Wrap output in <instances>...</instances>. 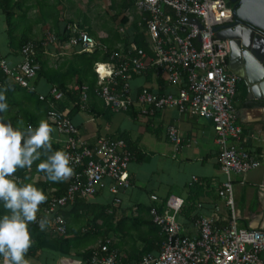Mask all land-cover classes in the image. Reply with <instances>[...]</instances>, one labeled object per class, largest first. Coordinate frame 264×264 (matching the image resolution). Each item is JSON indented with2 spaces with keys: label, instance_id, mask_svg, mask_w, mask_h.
<instances>
[{
  "label": "built area",
  "instance_id": "1",
  "mask_svg": "<svg viewBox=\"0 0 264 264\" xmlns=\"http://www.w3.org/2000/svg\"><path fill=\"white\" fill-rule=\"evenodd\" d=\"M136 10L141 15L139 25L146 32L147 49L131 41L119 44L112 61L96 62L94 72L98 79L97 96L104 107L113 112H137L148 115L166 108L179 113H191L208 118L213 123L215 142L218 146V163L226 179L218 190L231 213L230 224L217 228L214 219L199 216L195 221L197 235L188 236L177 221L184 206V199L169 195L160 200L152 195L154 204L149 207L152 222L160 227L163 235L157 254H145L137 261H122L109 241L99 243L89 257V264H264V226L239 228L236 224L234 184L231 174L244 175L259 166L258 158L230 140L239 141L242 129L236 124L232 100L236 95L241 76L229 68L227 59L230 40L217 35L212 26L230 24L233 19L229 0H136ZM68 34L66 45L75 52H108V46L99 42L88 31L78 26H65ZM122 30V28L120 29ZM60 43L59 37L48 32L41 40L43 47ZM37 47L25 43L20 49V62L10 65L0 54V70L8 80L20 87L36 91L40 65L35 61ZM115 59L118 62H115ZM148 69L164 74L166 84L173 88L158 92L147 86L134 91L130 80ZM78 89V87H77ZM81 109L89 103L88 88L81 89ZM63 92L51 86L49 95L39 93L41 100L58 101ZM46 118L53 131L51 144L60 143L69 154L73 174L61 196L52 195L47 205L37 212V221L46 218L43 229L58 235L67 232L63 214L77 197L93 196L108 178V189L113 195L112 204L119 205L120 187L127 188L128 166L132 151L124 139L101 136L89 143L67 113L50 105ZM32 125V124H28ZM27 125V126H28ZM34 126V125H32ZM167 137L175 146L181 143L178 129L167 127ZM13 177L19 182L20 176ZM192 179L196 181V177ZM264 191V183L258 185ZM41 229V228H40ZM61 264H84L82 260L62 258ZM4 264V262L2 263Z\"/></svg>",
  "mask_w": 264,
  "mask_h": 264
},
{
  "label": "crops",
  "instance_id": "2",
  "mask_svg": "<svg viewBox=\"0 0 264 264\" xmlns=\"http://www.w3.org/2000/svg\"><path fill=\"white\" fill-rule=\"evenodd\" d=\"M17 4L11 26L12 35L16 41L29 39L39 41L50 32L61 33L65 25L98 26L94 15L95 0H14ZM107 7L104 10L103 25L109 23L120 25L114 17V11L109 10L110 2L102 0ZM101 19V18H100ZM131 19L128 24L120 25L124 32L130 30ZM109 29H101L95 37H108ZM94 34V33H93ZM19 45L11 48L6 16L0 10V54L10 65L20 62ZM76 54L75 48L66 43H53L45 47V56L51 66H55L64 58ZM38 95H49L51 85L45 78L33 81ZM134 91L147 86L158 92L173 90L166 84L164 74L152 73L134 75L131 80ZM72 90L77 85H69ZM64 98V97H63ZM58 100L57 102H59ZM232 105L236 113V124L242 129L239 141L232 139L230 143L253 153L259 160V166L244 175L232 173L234 184V201L236 206V224L239 228L264 226V191L258 185L264 183V96L259 97L249 92L246 83L241 80ZM69 102L63 110L70 116L78 127L80 136L89 143L97 137L129 135L133 147V158L128 166L129 186L120 187L119 205L112 204L113 195L108 187L112 180L106 179L104 184L93 195L85 200L91 205L105 208V221L96 220L103 236L92 244L96 247L104 237L110 241L122 261L139 260L145 254H157L161 249L162 235L157 228L149 223L148 207L154 202L152 195L164 200L169 195H176L184 199V206L177 216L183 233L195 236L198 230L195 221L199 216L214 219L217 228L229 226L231 213L218 190L226 179L225 173L218 163V146L215 142V132L210 119L191 113H179L176 109L166 108L154 111L148 115L137 112L110 113L97 96H89L86 110L72 109ZM31 111L34 108H30ZM44 120L45 117H43ZM176 126L181 137V143L175 146L167 137V127ZM196 177V181L192 177ZM44 179L36 175L35 180ZM85 218L78 220L68 218V228L74 233L85 224ZM109 220V221H108ZM103 238V239H104ZM162 239V240H161ZM82 242L70 251L62 254L44 249L35 256L26 257L29 264H61L62 258L82 260ZM4 262L0 257V264Z\"/></svg>",
  "mask_w": 264,
  "mask_h": 264
},
{
  "label": "trees",
  "instance_id": "3",
  "mask_svg": "<svg viewBox=\"0 0 264 264\" xmlns=\"http://www.w3.org/2000/svg\"><path fill=\"white\" fill-rule=\"evenodd\" d=\"M135 2L136 0H121L118 8L119 14L125 15L124 13L132 6L135 7ZM17 7L18 6L14 0H0V10L6 16V21L8 24V34L11 48L17 44V46L19 45L18 50L20 52L21 47L25 43L34 42L37 47L35 61L40 65V70L37 77L45 78L51 86L63 92L64 98H62L59 102L52 99L49 101L46 99L41 100L36 92L10 82L7 76L0 70V90L4 91L8 103V109L0 115H2L5 120L10 121L14 127L26 128L28 124L35 126L40 120L43 119V117H45L47 120L46 114L51 104H53L57 109L63 111L67 107V104L72 102L74 105L72 109H81L82 102L80 99V89L83 86L88 88L89 96L96 98L99 84L97 76L94 72V64L96 62L114 60L111 56L114 52H118L117 48L119 44L127 45L129 42L134 41L139 47L147 49V42L145 41L146 32L139 25V22L141 21L140 18L139 20L132 22V28L130 30H125L123 33L117 30L114 32L111 31L112 33H109L108 37L94 36L99 42H102L108 46V52L96 50L93 53H76L70 57L64 58L55 66H51L49 64V60L45 56V47L41 45V40L32 41L29 39H23L17 42L15 37L12 35L14 27L11 26V21L14 17ZM114 17L116 19L118 16L115 14ZM121 21L124 25H126L128 19L126 16H123ZM68 25L70 24L65 26ZM78 27L88 31L93 36L91 26L88 24L86 26L80 25ZM57 36L59 37L61 43H65L68 40V34L65 27L61 33H58ZM115 62H118V60L115 59ZM152 73L160 74V72H156L153 69H148L142 74L150 76ZM72 83H75L78 86V89L72 90L69 87V85ZM30 108H34V110L31 111ZM71 111H69L67 114L69 118H71ZM109 112L114 113L111 110H109ZM113 138L124 139L128 148L133 152V147L128 134L123 133L119 136H114ZM52 149H62V146L60 143H53ZM44 159H46V156L42 155L41 160ZM39 163L40 161L34 162L31 168H18L16 174L20 176V182L35 184L44 191L47 199L39 206V210H41L47 205L52 195L61 196L64 194L70 183V176L60 181H52L47 177L44 171L38 168ZM36 175H41L44 177V179L35 180ZM85 199L86 198L84 197H77L74 204L63 211V214L67 220V232L64 235L55 234L51 230L48 231L46 229H40L30 223L29 230L31 233L32 243L25 256H35L39 251L44 249H50L62 254H69L75 245L78 244V241H81V247L83 249L81 252L82 261L84 264H89V257L91 256L92 251L95 249L91 245L94 244L99 237L103 236V232H101L100 228L97 226L96 220L101 218L103 221H105V208L91 205L87 203ZM149 208L150 207H148V215L150 216ZM6 211L7 210L4 209L2 205H0V213H4ZM72 216L77 220L80 217L87 219L85 220L86 222L84 226L75 230L74 233L68 228V218ZM149 223L156 227L158 232L161 233L160 227L152 222L151 217L149 219ZM103 238L100 240V243L107 241L105 238ZM110 249L112 248L110 247Z\"/></svg>",
  "mask_w": 264,
  "mask_h": 264
},
{
  "label": "clouds",
  "instance_id": "4",
  "mask_svg": "<svg viewBox=\"0 0 264 264\" xmlns=\"http://www.w3.org/2000/svg\"><path fill=\"white\" fill-rule=\"evenodd\" d=\"M7 109V97L0 90V114ZM52 131L47 120L21 128L0 115V205L7 210L0 213V257L4 264H29L25 256L32 243L29 224L37 221L39 206L47 199L42 189L19 182L13 174L18 168H31L36 161H40L38 168L52 181L73 174L69 154L52 149ZM42 155L46 159L41 160ZM46 223L42 217L39 227L43 229Z\"/></svg>",
  "mask_w": 264,
  "mask_h": 264
},
{
  "label": "water",
  "instance_id": "5",
  "mask_svg": "<svg viewBox=\"0 0 264 264\" xmlns=\"http://www.w3.org/2000/svg\"><path fill=\"white\" fill-rule=\"evenodd\" d=\"M247 2V7L243 10H239L235 12L236 22L234 25L229 26L228 24L212 26L213 30H219L217 35L221 38H228L231 43L237 45L239 49L245 48V50L249 49L244 45V34H241L238 31V27L233 30L232 34L229 33L230 27H234L237 24H240L243 29L253 28L257 29L264 33V5L261 3V0H244ZM233 14V11H232ZM231 30V29H230ZM232 40V41H231ZM251 47V46H250ZM235 58L238 60L237 63L239 65L238 74H240L242 80L246 83V86L249 88V92L253 95H257L259 97L264 96V64L263 60L259 57L253 56L252 54L249 57L244 56L240 57V55H236Z\"/></svg>",
  "mask_w": 264,
  "mask_h": 264
},
{
  "label": "flooded vegetation",
  "instance_id": "6",
  "mask_svg": "<svg viewBox=\"0 0 264 264\" xmlns=\"http://www.w3.org/2000/svg\"><path fill=\"white\" fill-rule=\"evenodd\" d=\"M261 1H262L261 3L264 5V0H261ZM229 5L233 9V19H232V22L228 25L232 26L235 24L236 19H237L235 17V12L245 9L247 7V2H244V0H229ZM238 26H239L238 31L241 34H244V37H245L244 45L247 46V48L249 49V52L248 50H245L243 46L241 49H239L237 45L230 42V52H229V56L227 59V63H228L229 68H231L237 73L241 69H239L240 67L236 61L238 60L237 58H235L236 55H240V57H244V56L249 57V55L252 54L253 56H256L262 59L263 64H264V33L257 29H253V28L243 29L242 26L240 27V24H237L233 28L230 27L231 30L229 29V33L232 34L233 33L232 31L235 30L236 27Z\"/></svg>",
  "mask_w": 264,
  "mask_h": 264
},
{
  "label": "rangeland",
  "instance_id": "7",
  "mask_svg": "<svg viewBox=\"0 0 264 264\" xmlns=\"http://www.w3.org/2000/svg\"><path fill=\"white\" fill-rule=\"evenodd\" d=\"M85 1L87 0H82L83 3H85ZM108 2H110L108 9L109 10H113L116 14V16H118L116 18V21L118 19V22L120 25H122V17L126 16L128 21L131 19V23L134 22L135 20H139L141 18L140 13L135 9L134 6H132L128 11H126L124 14L125 15H121L119 14V3L121 2V0H107ZM102 0H95V6H94V15H96V19H98L99 21L97 22L98 26H93L92 32L94 33L93 35H96L97 33H99L101 31V29H109V33H112L114 31H117L121 28L120 25H115L113 23H109V26H100L103 25V19H104V15H106V13H104V10L107 8L105 7V5H103ZM107 18H110V14L108 13L106 15ZM101 18V19H100ZM127 21V24H128ZM129 29H131V26H128ZM112 31V32H111Z\"/></svg>",
  "mask_w": 264,
  "mask_h": 264
}]
</instances>
